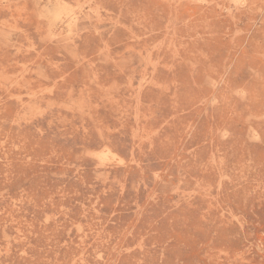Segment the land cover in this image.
Masks as SVG:
<instances>
[{"label": "rangeland", "instance_id": "rangeland-1", "mask_svg": "<svg viewBox=\"0 0 264 264\" xmlns=\"http://www.w3.org/2000/svg\"><path fill=\"white\" fill-rule=\"evenodd\" d=\"M0 264H264V0H0Z\"/></svg>", "mask_w": 264, "mask_h": 264}, {"label": "bare ground", "instance_id": "bare-ground-1", "mask_svg": "<svg viewBox=\"0 0 264 264\" xmlns=\"http://www.w3.org/2000/svg\"><path fill=\"white\" fill-rule=\"evenodd\" d=\"M50 25V24H49Z\"/></svg>", "mask_w": 264, "mask_h": 264}]
</instances>
